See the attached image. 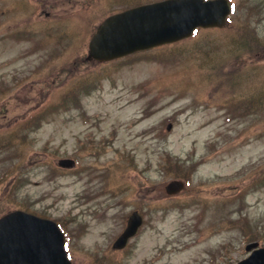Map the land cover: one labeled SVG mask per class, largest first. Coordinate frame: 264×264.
I'll list each match as a JSON object with an SVG mask.
<instances>
[{"label": "rangeland", "instance_id": "obj_1", "mask_svg": "<svg viewBox=\"0 0 264 264\" xmlns=\"http://www.w3.org/2000/svg\"><path fill=\"white\" fill-rule=\"evenodd\" d=\"M152 1L0 0V216L62 223L72 264H235L264 247V44L258 59L209 29L84 61L101 20ZM234 1L230 23L251 19L263 41L264 0ZM134 210L143 223L115 252Z\"/></svg>", "mask_w": 264, "mask_h": 264}, {"label": "water", "instance_id": "obj_2", "mask_svg": "<svg viewBox=\"0 0 264 264\" xmlns=\"http://www.w3.org/2000/svg\"><path fill=\"white\" fill-rule=\"evenodd\" d=\"M230 11L227 0H162L126 9L106 17L88 43L87 60L106 61L189 36L196 27H221ZM61 167L73 161L61 159ZM183 188L181 181L166 186L168 194ZM141 218L133 212L124 231L112 244L123 248ZM64 237L57 225L20 210L0 217V264H71L63 250ZM257 243H249L245 250ZM237 264H264V248H256Z\"/></svg>", "mask_w": 264, "mask_h": 264}, {"label": "trees", "instance_id": "obj_3", "mask_svg": "<svg viewBox=\"0 0 264 264\" xmlns=\"http://www.w3.org/2000/svg\"><path fill=\"white\" fill-rule=\"evenodd\" d=\"M247 11L248 12L250 11L249 7H247ZM239 25L238 27L237 26L232 27L234 30V37L230 38V40H232L233 46L237 44L239 47L241 45L245 47L247 45L248 49L245 51V55H249L251 57L258 55L259 48L262 47V44H264V41H262L258 33H255L254 31H252L251 22H247L244 24L239 23ZM259 57H262V56H259ZM169 161L171 160L169 159ZM169 166L170 167L172 166V162L169 164Z\"/></svg>", "mask_w": 264, "mask_h": 264}]
</instances>
